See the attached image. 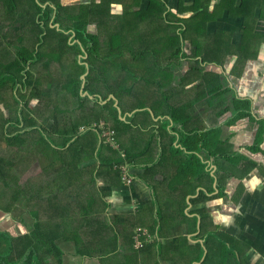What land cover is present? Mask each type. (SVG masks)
Returning a JSON list of instances; mask_svg holds the SVG:
<instances>
[{
    "label": "crops",
    "instance_id": "crops-1",
    "mask_svg": "<svg viewBox=\"0 0 264 264\" xmlns=\"http://www.w3.org/2000/svg\"><path fill=\"white\" fill-rule=\"evenodd\" d=\"M61 1L68 9L57 24L51 18V28H58L62 18L63 24H73L78 12L87 13L80 6L91 8L101 0ZM107 1L111 15L123 20L126 14H133L138 35L154 27L156 20L150 21L161 11L157 3L164 4L168 26L173 18L185 41L175 58L176 38L169 42L162 36L167 61L181 62L179 71L175 67L180 86L163 91L133 89L132 97L143 103L146 99L141 95H152L150 107L124 114L121 103L130 100L125 95L111 94L95 104L88 101L82 106L85 109L76 112V101L69 99L65 105L58 104L64 113L55 114L54 120L46 118L51 115L49 106L47 112L37 115V122L31 102L36 101V107L40 102L31 99L26 120L21 117L20 134L31 136L40 156L36 144L40 135L35 132L49 134L51 128L62 125L52 131L53 139L48 136L54 142L46 148L44 166L36 167V158H26L27 166H21L22 187L27 188L33 178L38 181L34 201H30L34 205L28 203V195L22 199L28 219L36 220L23 222L25 213L21 214L24 233L31 232L36 223L66 221L64 227L53 225L51 229L54 235H61L56 243L70 245V249L59 248L64 253L62 264H264V0ZM26 4L21 0L15 12L24 11V24L35 35L37 48V29L29 24L32 12ZM130 4L133 7L126 12ZM46 5L42 3V8ZM52 11L56 13V9ZM93 26L97 31L96 22L87 29L96 33L90 30ZM204 80L207 84L202 89H192ZM83 88L84 84L82 97L96 98ZM161 92L171 93L168 102ZM109 100L123 121L137 111L147 109L150 114L133 116L132 128L118 134L102 119H87L89 109L97 111ZM176 103L190 105L186 125L174 123L166 107L161 108ZM44 119L51 124L45 127ZM214 123L219 133L210 128ZM204 129L212 131L207 141L194 143ZM19 155L27 154L21 150ZM111 157L115 162L106 164ZM77 211L82 214L61 216ZM87 217L95 222L99 219L96 235L88 237L86 245L67 241L75 227L85 238L92 233V225L86 229L74 221ZM54 264H59L58 258Z\"/></svg>",
    "mask_w": 264,
    "mask_h": 264
},
{
    "label": "trees",
    "instance_id": "trees-1",
    "mask_svg": "<svg viewBox=\"0 0 264 264\" xmlns=\"http://www.w3.org/2000/svg\"><path fill=\"white\" fill-rule=\"evenodd\" d=\"M22 1L27 3L26 5L32 12L29 24H33L37 29V48L35 35L24 24V11L20 14L15 12L17 4L21 0H0V20H2L0 29L5 28L0 32L3 38L0 39V43L3 47L4 42L8 44L6 48H3L4 50L0 51V99L1 102L5 101V97L2 95L5 92L10 95V99L15 100V107L12 109L13 116L9 120L5 119V128L3 125L4 129L1 127L2 132L0 133L2 135L4 131L6 132V144L11 148V154L6 151V157L2 158L0 162V210L7 214H14V216L17 215L16 207L22 203L23 198L26 199L27 195L22 190V182H19L17 162L11 155L16 154V158L20 157L18 149L27 142L28 138L22 137L20 134L23 130L21 117L26 120V110L29 108L31 99H37L40 102L34 111L31 110L36 115L34 120L38 119L37 115L41 116V112H47L49 106L52 109L51 115L46 118L50 117L54 120L55 114L64 113L58 104L65 105L69 99L76 101V112L77 109H85L86 102L95 104L96 101L99 102L98 98L106 101L111 94L118 97L125 95L130 99L121 103L122 114H124V112L131 113L137 109L150 107L149 101L152 95L148 93L141 95L140 98L146 99L143 103L141 99L135 100V97H132L133 89H159V91L178 89L181 81L180 74H175V67H177V71L181 68V62L178 60V62L175 60L166 61L165 64L162 63L163 65L156 63L154 66H149L148 40L150 31L144 35H138L139 31L136 33L135 30L137 28L136 20L131 18L133 14H126L123 20L111 15L107 0L93 3L91 8H88L87 5L80 6L79 10L84 8L87 13L78 12L73 24L66 22L63 24L62 20L58 28L49 26L53 15L50 5L54 3L61 11H66L68 5L63 6L61 0H41V3L36 0ZM42 3L47 4L44 9ZM157 4L159 8L161 3ZM132 7L133 5L130 4L126 12ZM53 22L57 24V18ZM94 22L97 24V33L89 32L87 29V26ZM32 44L33 47H30ZM179 50L178 46L174 53L175 58L178 57ZM84 55L85 58H79ZM83 74H85L84 77H82ZM183 78L186 79V84L187 77L183 76ZM205 82L206 80L192 89H202V86L207 84ZM83 84L84 91L96 97L94 100L82 97ZM207 89L218 88L208 87ZM23 91L26 92L23 93ZM161 94L163 99L168 102L167 97L170 98L171 93L161 92ZM52 104H55L54 107ZM163 105L161 108L166 107L174 123L180 125L189 123L188 120L191 116L188 108L190 105L189 107L186 104L182 106L178 103L170 105V107ZM89 111L87 119L97 120V122L102 119L109 126L112 125L118 134L132 128L133 116L140 113L150 114L147 109L137 111L132 117H127V121H123L117 108L113 106L112 100H109L106 105L100 106L97 111L92 109ZM235 119L236 117L229 119L227 124L233 123ZM42 122L44 124L47 120L44 119ZM12 127L15 130L10 133L13 134V137L8 135L9 132L7 133L8 129ZM57 127L51 128V133ZM210 128H214L215 133L220 132L216 123ZM211 132L206 130L197 140L192 141L196 144L202 140L206 142ZM114 162V157L105 161L106 164ZM11 181L16 184L12 185ZM78 220L80 221L77 223L83 224L86 229L92 225V233L89 232L85 238V235L79 232L80 228L75 227L72 232L67 234L66 239L73 242L74 245H86L87 238L96 235L95 224L99 219L96 222L88 217L86 220L85 218H78ZM53 225L59 228L61 226L52 222L45 225L36 223L31 232L19 236H13L8 231L0 230V264H13L15 256H21L18 264L29 262L31 257L30 264H54L56 263L55 257L59 259V264H62L64 253L56 243V239L61 235H54L51 232ZM115 238L116 236L113 239L115 240Z\"/></svg>",
    "mask_w": 264,
    "mask_h": 264
},
{
    "label": "rangeland",
    "instance_id": "rangeland-1",
    "mask_svg": "<svg viewBox=\"0 0 264 264\" xmlns=\"http://www.w3.org/2000/svg\"><path fill=\"white\" fill-rule=\"evenodd\" d=\"M159 9H161V11L157 13V15L155 16V19H151V21H150L153 23V21L156 20L155 23H153L154 27L149 32V40H148V44H149L148 45V59H149L148 64H149V66H154L156 63H160V62H163L165 64L167 61V57H166V53H165L166 51H164V48L167 51H168V48L166 46L163 47L162 36L168 38L169 42H172L174 40V38H176V42H177L176 45H178L181 48L184 47L183 42H185L183 40L182 36L178 32V29L181 28V26L174 24L173 18H170L172 21V25L168 26L167 19H166L165 15H163V12H164L163 10L165 9L164 4L161 3ZM205 13H207V12H205ZM171 16L174 17L173 15H171ZM176 21H177V19H176ZM1 25H2V20H0V26ZM4 30H5V28L4 29L2 28V29H0V32L4 31ZM90 30L95 31L96 33L98 32V31H96V28L94 26L90 27ZM226 36L228 38V35H226ZM0 39L1 40L3 39L1 37V34H0ZM3 45H4V47L0 43V51L3 48H6V46H8V44L6 42H4ZM30 47H33V44ZM208 55L210 56V54H208ZM218 55H219V53H218ZM165 59H166V61H164ZM25 92L26 91H23V93H25ZM2 95L5 97V101L1 102V99H0V105L3 107V109L0 108V133L2 132V128H3V125L5 123V119L9 117L8 113L10 112V109L15 107V105H14L15 100L13 101V99H10L9 94H5V92H3ZM156 101H159V99L158 100L153 99V102H156ZM36 105H37L36 101L31 102V108H33V109L36 108ZM50 122L51 121L48 120L44 126L45 127L49 126V124H51ZM61 125H58V126H61ZM4 128H5V125H4ZM13 131H15L14 127H12L11 129H8L7 132L12 133ZM35 133H37L36 136L40 135V139H37L38 141L36 142V144L40 145V149H41L40 152H41L42 156H40V153H38L35 146H33L34 143L33 144L31 143V140H30L31 136H27L28 137L27 143H24L18 149V151L22 150L27 155H20V157H18V158H16V154L11 155V156H13V159L16 160V162L18 163V166H19V168H17L19 170L18 171V177L20 178L19 182H22V177H20L21 166L22 165L24 167L27 166V161H25L26 158L27 159L29 158L30 161H34L36 158V161L33 162V163L37 164L36 167L38 165L43 167L44 166V160H45L44 155L46 154V148L50 147V144L54 142L51 140V139H53V135H52L53 132L48 134L45 131L41 132V130H39V131H36ZM5 138H6V132L4 131L2 133V135L0 134V143H1L0 144V162H1L2 158L6 157V155H7L6 151L8 152V154H11V150H10L11 148L7 147V144H6L7 140ZM22 157H24L25 159L22 160ZM41 157H42V159H41ZM36 167L33 169L32 172L29 173V178H31L33 176V172L35 171ZM23 177L26 178L25 171L23 173ZM32 182H34V183H32ZM32 182L31 183L26 182L28 184L27 188L22 187V190L24 191L25 195H28L27 201L30 204H33V202H30V201H32V200L34 201V194H35V190H36L35 184H38V181H36V178H33ZM11 184L15 185L16 183L11 181ZM10 197H11V195H10ZM20 202H21V200H20ZM22 206H23V204L20 203L19 206L16 207V210H15V212L17 214L16 216H14V214L11 215V214L4 213L3 211L0 210V230L1 231H8L13 236H19V235L24 233L25 228H26V225H24L22 223V221L20 220V219H22V216L25 217V221H23V222L29 221L31 224H33L36 221L33 217H30L29 218L30 220L28 219L29 213ZM77 209H80V208H77ZM79 213L82 214L81 212H78V211L73 212V213H64L63 212L61 214V216L62 215L79 214ZM92 213L93 212H90V214H92ZM21 214H24V215L21 216ZM51 220L55 221L54 219H51ZM74 221L79 222L80 220H78V218H75ZM66 223H67L66 221H62L60 223V225H62L64 227L66 225ZM129 228H131V230H133V224L129 225ZM62 245H64L66 248L70 249L69 248L70 245H65L64 242H57V246L60 247ZM26 249H27V247H26ZM20 259H21V256L20 257L15 256L13 258V264H18ZM31 261H32V257L30 258L29 262H31ZM54 261H56V258ZM29 262L25 261L24 264H30Z\"/></svg>",
    "mask_w": 264,
    "mask_h": 264
},
{
    "label": "flooded vegetation",
    "instance_id": "flooded-vegetation-1",
    "mask_svg": "<svg viewBox=\"0 0 264 264\" xmlns=\"http://www.w3.org/2000/svg\"><path fill=\"white\" fill-rule=\"evenodd\" d=\"M61 4L63 5V6H66V5H64L63 3H62V1H61ZM51 6V8H53V9H56V13L55 14H53L52 15V19H58L59 17H61V16H63V14L65 13V11H61L58 7H56V6H54V5H50ZM69 6V5H68ZM62 20H63V18H62ZM54 21V20H53Z\"/></svg>",
    "mask_w": 264,
    "mask_h": 264
},
{
    "label": "built area",
    "instance_id": "built-area-1",
    "mask_svg": "<svg viewBox=\"0 0 264 264\" xmlns=\"http://www.w3.org/2000/svg\"><path fill=\"white\" fill-rule=\"evenodd\" d=\"M101 125H103V123H101ZM109 136H110V141H112L113 142V131H110L109 132Z\"/></svg>",
    "mask_w": 264,
    "mask_h": 264
},
{
    "label": "water",
    "instance_id": "water-1",
    "mask_svg": "<svg viewBox=\"0 0 264 264\" xmlns=\"http://www.w3.org/2000/svg\"><path fill=\"white\" fill-rule=\"evenodd\" d=\"M116 103H117V101H116Z\"/></svg>",
    "mask_w": 264,
    "mask_h": 264
}]
</instances>
